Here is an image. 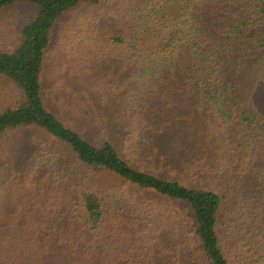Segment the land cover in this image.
<instances>
[{
    "label": "trees",
    "instance_id": "1",
    "mask_svg": "<svg viewBox=\"0 0 264 264\" xmlns=\"http://www.w3.org/2000/svg\"><path fill=\"white\" fill-rule=\"evenodd\" d=\"M101 2L0 0V13L27 9L19 41L0 48V77L18 92L0 110V139L34 128L66 148H34L16 170L0 162V264H180L167 261L154 219L156 205L173 204L193 217L198 258L183 264H264V116L251 103L264 71V0H117L110 15L117 34L106 40L96 34L95 15L78 17L60 69L100 73V88L122 92L109 99L120 103L110 116L122 124L121 149L83 138L42 98L61 19ZM115 73L129 75L127 90ZM105 98L96 121H110ZM178 134L182 149L194 146L192 159L169 165V176L126 155L145 154L151 137ZM248 179L263 188L260 197L239 196Z\"/></svg>",
    "mask_w": 264,
    "mask_h": 264
},
{
    "label": "rangeland",
    "instance_id": "2",
    "mask_svg": "<svg viewBox=\"0 0 264 264\" xmlns=\"http://www.w3.org/2000/svg\"><path fill=\"white\" fill-rule=\"evenodd\" d=\"M117 0H102L98 7L81 6L74 12L66 14L60 21L57 28L52 47L47 51L44 63V73L42 77V98L48 109L54 112L68 127L78 131L83 138L99 144L103 140H111L118 149L122 147L121 134L122 124H116L111 115L117 114L120 103L115 101V97L111 101L112 96H121L119 91L117 95L109 94L106 88H100L98 79L102 76L97 73V77L93 74L84 76H72L65 71H61L60 64L65 62V53L62 45L65 38L69 35L70 26H74L78 17L83 14H93L98 19L96 34L102 40H106L109 36L117 34V29L111 21V11L114 10ZM173 4L176 0H172ZM176 5V3H175ZM171 6V9L176 11V6ZM27 9L23 6L5 10L0 13V48L12 49L19 41L21 27L24 23ZM100 72V68L96 69ZM117 73V72H116ZM115 73L117 84L123 86L127 90L131 85V78L128 74L121 75ZM112 78L111 81L114 80ZM125 93V92H124ZM121 94V95H120ZM105 96V100L109 103L105 106L106 119L96 121L95 114L100 116V98ZM18 97L17 90L3 77H0V110L9 107L16 101ZM251 103L253 107L264 116V71L252 86ZM144 107V104H141ZM97 122V123H96ZM137 118H132V123L128 128L130 132L138 125ZM193 129L194 124L191 126ZM196 130L202 132L201 126H196ZM194 132V130H193ZM118 133V134H117ZM188 137L194 142L193 135H186L185 141L187 144ZM132 139V136H129ZM147 143L145 154H131L126 150V155L134 159L133 164L137 166L136 161L144 166L151 167L154 171H160V174L165 177L169 176L167 167H178L181 162L192 159L194 146L188 151L186 148H181L182 135H176L165 138L158 137L155 140L151 137ZM183 141V142H185ZM36 148L39 153H63L66 152L65 147L52 142V138L45 132L34 128L22 129L6 134L0 139V162H4L7 167L18 169L25 164V159L29 157ZM190 148V147H189ZM138 152V151H137ZM3 170V169H2ZM3 171V172H4ZM4 173L0 172V175ZM263 188H258L251 179L241 183L240 192L241 198H258L262 195ZM144 200H149L145 206L152 208L154 205L152 198L143 195ZM159 212L154 216V219L162 226L160 243L162 248L170 256L167 261L171 263L179 262L180 264L187 263L198 258V254H192L195 251V237L193 217L189 209L182 208L180 205H170L162 207L156 205ZM145 209V208H144ZM143 209V210H144ZM152 219V218H151Z\"/></svg>",
    "mask_w": 264,
    "mask_h": 264
}]
</instances>
